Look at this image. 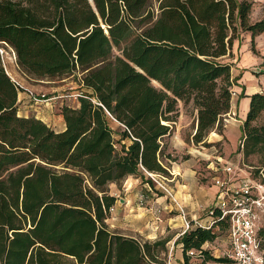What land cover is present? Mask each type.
<instances>
[{"label":"trees","instance_id":"16d2710c","mask_svg":"<svg viewBox=\"0 0 264 264\" xmlns=\"http://www.w3.org/2000/svg\"><path fill=\"white\" fill-rule=\"evenodd\" d=\"M252 2L0 0V44L27 76L76 74L91 90L76 104H61L64 128L56 130L18 112L20 86L0 55V264H164L167 237L139 239L108 227L116 202L109 187L129 175L167 173L161 140L178 100L197 109L195 142L222 132L238 76L221 59L232 55L240 32L253 41L264 31V18L250 20ZM249 97L244 156L264 154V125L253 123L264 93ZM110 119L122 127L119 147ZM261 163L252 168L264 182ZM214 226L227 236L228 220L218 219L176 239L182 264H189L188 250L216 238ZM257 239L264 264V219Z\"/></svg>","mask_w":264,"mask_h":264},{"label":"rangeland","instance_id":"374dc122","mask_svg":"<svg viewBox=\"0 0 264 264\" xmlns=\"http://www.w3.org/2000/svg\"><path fill=\"white\" fill-rule=\"evenodd\" d=\"M252 6L250 11V20L256 21L261 18H264V0H252ZM250 32H240L239 37L234 39V42L237 40L241 41L240 44L248 43V49H247V55H244V46H241L240 51L238 50L237 53H232L231 56H225L221 59L222 62H227L231 64V76L236 77L237 75L242 76V74H246L250 77L251 80L254 82L258 81L260 84V92L264 93V31L257 34L253 41L249 37ZM8 53L3 54L2 57V63L10 75L12 79H14L18 85L20 86V92H22L26 98H22L21 100V108L29 113H40L45 115L46 119L53 123L56 127L59 126V120H58V114L60 112V106L62 103H70V104H76L77 99L74 98V94L79 93L83 96L91 95V90L84 87L79 83L78 75L76 74H70L67 75L64 78L61 79H55V80H46V79H35L32 77L27 76L21 68L18 66L15 58L11 56V52L6 49ZM113 53H118L117 48L115 47L113 49ZM246 71V72H245ZM239 78V79H240ZM258 79V80H256ZM242 79L239 80V82L234 80V83L232 84V88H234V85L236 83H240ZM153 84L158 86V83L156 81H153ZM43 95V96H42ZM239 95V94H238ZM28 97V98H27ZM38 98L39 100H35L34 98ZM42 97V98H40ZM235 97V96H234ZM233 97V98H234ZM29 99V100H28ZM23 100H26V103H23ZM235 99H231V107L234 105ZM176 112L173 116V121H171V128L170 132L166 134L164 137H162L161 143L163 144V163L165 168L167 169V173H159L162 175L163 179H161V183L163 186L167 187L168 189L172 190V187L170 183L168 182L170 179V174L168 171V168L170 167L169 164H171L169 160L174 159H191L194 160L195 164L197 165L196 168V177L198 181V185H200V189L205 188L207 189L209 186L212 185V175L219 174V172L209 171L206 168V158L202 155V153L206 152V149L210 145V143L206 142V138L208 135H210L211 132H215L218 134L217 138L219 140H216L214 143L211 144L213 147L211 150L215 152L216 155L225 156L223 158H235L239 159L241 162V165L243 168H245L246 171L250 170L251 173L254 171L252 166L260 165L262 164L261 161L264 160V154L262 153H254L248 156H244L242 151L239 150L240 147V140L241 137H238V129L236 126H229L230 131L228 130V140L224 135V130L226 129V126L231 122L236 125H239L241 130L243 127V122L246 118V115L244 118H240L238 115L230 113V116H232L234 119H231L227 115L223 117L222 123H223V130L222 132H218L217 130L213 129L209 132L207 137L202 142H195L192 137L190 136L191 131L188 129L186 133L184 134L185 141L188 142L189 147L185 145V149L181 152H172L170 150V144L171 141L175 139L174 137V130H176L175 126L176 124L174 122H177L179 119V115L181 112H184L186 117L192 118L194 114L197 113V109L194 108L193 104L191 102L184 103L182 100H178L176 104ZM234 108V106H233ZM224 118H228L229 122H226ZM254 124L257 125H264V110L261 112L259 117L253 121ZM110 126L113 129L114 138L116 141V146L119 147V140L121 139V125L117 123L115 120L110 119L109 121ZM234 127V128H233ZM239 138V141L237 142ZM192 139V141H191ZM127 142V140H124ZM121 143V142H120ZM201 146V147H200ZM202 147H205L206 149L203 150ZM210 151V150H209ZM146 177V178H144ZM138 178V181L144 180L149 181L152 189L160 193H165V190L162 188V186L158 185L153 179L148 176L145 173V176L140 177V175H129L124 180L120 182V184L116 185H110L109 189L112 193L113 188H122L125 182L127 183H134V179ZM161 178V177H156ZM163 181V182H162ZM172 201V200H171ZM176 201V200H175ZM174 203V200H173ZM177 203V202H176ZM145 204V201L142 203V205ZM162 209V208H160ZM174 209V208H173ZM176 209V208H175ZM178 209V208H177ZM175 211V210H172ZM114 212V211H113ZM176 213V212H171ZM113 214H110L109 217L106 219V222L108 224V227L113 231H123L127 234H130L134 237H137L139 239H149L154 240L156 238H149L144 237L142 234V223L138 220H126L125 218H113ZM263 220V219H262ZM170 230V229H168ZM213 230L216 231L217 236L216 238L211 242H206L204 244V249L209 252L211 257L215 258H227L226 254V231L220 227L214 226ZM142 233V234H141ZM174 235L173 231H167V229L164 230L163 234L157 235L158 237H170ZM182 246H179L176 248V246L172 245L171 242L167 244V252L162 253L161 256L163 257L164 264H182L183 262V254L181 250ZM178 250V254L181 253L182 262L179 260H176L174 257L175 251ZM170 252L172 253V256H170ZM204 254L203 256H197L193 255L190 256L189 264H232L231 262H220L217 260H214L212 258L207 259ZM172 257V258H171Z\"/></svg>","mask_w":264,"mask_h":264},{"label":"crops","instance_id":"0c3cea01","mask_svg":"<svg viewBox=\"0 0 264 264\" xmlns=\"http://www.w3.org/2000/svg\"><path fill=\"white\" fill-rule=\"evenodd\" d=\"M249 37L251 39V34H249ZM240 42L241 41L239 40L233 42L232 53L234 52L237 53L238 50L240 51L241 46L242 47L244 46V51H245L244 55H247L248 43L240 44ZM237 76L238 77L235 81L239 82L240 79H242V81H240L239 84L236 83L233 88L237 92V95L234 98L232 97V99H235L233 105L234 108L233 106L230 107V110L225 114L231 119L234 118L230 116V113L238 115L240 118H244L249 109V102H250L249 95L253 92H260V84L258 81L254 82L246 74H242L241 78L239 75ZM22 98H26V96L19 91L17 98V108L20 114L25 116L35 115L37 118H40L48 125L55 128L56 130H62L64 128V121L62 114L60 112L57 116L60 124L58 127H56L53 123H50L46 119L45 115L40 113H32V112L29 113L24 111L20 106L22 105L21 104ZM24 102L26 103V100L25 101L23 100V103ZM225 115L223 117H225ZM196 116L197 113L194 114L192 118H189L186 117L184 112H181V114L178 116L179 117L178 121L174 122L176 124L175 126L176 130H174L175 139L172 140L170 144L171 145L170 150L172 152L183 151V149L186 148L185 145L189 147L188 142L185 141L184 134L189 129L191 131L190 136L191 137L193 136L197 124ZM224 119L226 122H229L228 118H224ZM229 126H236V128L238 129V134H237L238 137L242 135V130L240 126L230 122L226 126V129L224 130V135L227 138V140H228V130L229 131L231 130ZM217 136H218L217 133L211 132L210 135H208V137L206 138V142L210 143V145L208 146L207 149L205 147H202L203 150L206 149V152L202 153V155L205 156L206 158V168L209 171H214V172L216 171L215 169H213V166H215L216 164L215 156L217 155L215 154L214 151L211 150L213 148L211 144L214 143L216 140H219ZM238 141L239 138L237 142ZM220 157H225V156L220 155ZM168 161L171 163L169 164L170 167L168 168L169 174L171 175L168 182L172 187L174 199L168 198V196L165 193L158 194L157 192H155L152 189L149 181H144L143 179L138 181V178H136L134 179V183L128 184L126 181L122 188H117V187L113 188L112 193L116 197V202L114 204L115 210L111 214H113L112 215L113 218H120V220L125 218L127 221L131 219L134 220L136 217L135 220H138L142 223L143 229L141 232H143V234L142 233L141 234L144 237L157 238V235L163 234L165 229H167V231L174 230V235L167 237L169 239L167 241V244L171 242L172 245L176 246L177 248L181 246V243L175 241L182 234V231L184 229V221L179 213V209H177L178 206L183 207L184 211L186 212V217L190 223L206 224L208 223V221H210L212 217L210 211L213 202L215 200L217 187L213 183V177L215 175L214 174L212 175V185L209 186L207 189L205 188L200 189L201 186L198 185V181L196 177L197 165L195 164L194 160L168 159ZM111 185L115 186L114 183H112ZM140 198L144 199L145 201L144 205L140 203L139 201ZM171 212H176V213L171 214ZM118 232L125 235H130L123 231H118ZM226 251H227V239H226ZM181 255L182 254L181 253L178 254V250H176L173 258L182 262ZM170 256H172L171 252H170Z\"/></svg>","mask_w":264,"mask_h":264},{"label":"built area","instance_id":"2783aa9c","mask_svg":"<svg viewBox=\"0 0 264 264\" xmlns=\"http://www.w3.org/2000/svg\"><path fill=\"white\" fill-rule=\"evenodd\" d=\"M6 49L11 52V56L16 60L14 51L0 44L1 59L3 54L8 53ZM236 95V90L232 88L231 96L234 97ZM73 96L78 100V97L83 95L76 93ZM34 99L39 100V97ZM215 161L216 164L213 169L219 174L213 177L217 192L210 211L212 217L206 224H192L187 219L183 207L178 206L179 213L184 221L182 233L191 226L210 228L216 220L227 219L226 254L231 259V263L260 264L263 250L259 247L257 229L262 223V219H264V182L254 174V171L251 173L250 170L246 171L245 168L240 166L241 162L238 158H223L217 155L215 156ZM147 175L158 185L162 186L168 198L174 199L173 191L163 186L160 182L163 179L162 175L153 172H148ZM139 201L143 203L144 199L140 198ZM114 210V205H112L110 212L112 213ZM202 250H204V245L200 249L188 250L187 254L199 256Z\"/></svg>","mask_w":264,"mask_h":264}]
</instances>
